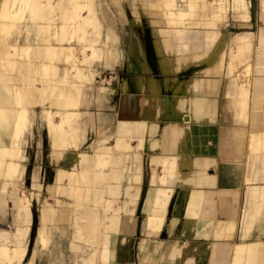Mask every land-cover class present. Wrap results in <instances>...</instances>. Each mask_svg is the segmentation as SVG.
Listing matches in <instances>:
<instances>
[{
  "label": "crops",
  "instance_id": "crops-1",
  "mask_svg": "<svg viewBox=\"0 0 264 264\" xmlns=\"http://www.w3.org/2000/svg\"><path fill=\"white\" fill-rule=\"evenodd\" d=\"M177 2L178 7L171 12L177 18L185 15L184 19H168L170 11L162 10L160 17L168 29L161 33L170 38L165 39L166 46L173 41L178 53L193 51L194 55L181 60L177 54V62L157 52L152 62L143 54L140 61L133 58L141 65L135 76L140 82L137 93L125 83L117 86V103L112 105V95L99 98L97 107L106 112L140 118L119 119L113 145H106L108 139L97 141L111 149L110 164L103 168V175L113 178L110 190H105L113 197L110 234L117 232L122 213L133 215L136 207L144 208L145 235L159 236L170 248L167 256L186 255L188 264H216L208 248L211 244L230 248L224 251V264H264V240L248 239L264 213V0L254 1V14L253 0H198L192 11L181 9V0ZM92 10L99 25L96 35L87 33L83 43L77 36L63 43L79 48L81 54L69 62L60 55L52 63L55 70L44 87L46 93L40 89L32 107L33 112L34 107L41 108L51 150L55 136L48 132V123L56 125V112L67 117L64 128L79 139L75 144L85 142L79 120L83 107L88 106L84 84L100 74L96 70L100 65L95 63H101L103 69L120 70L124 66L116 48L110 52L100 47L105 44L101 41L102 24L94 6ZM228 18L231 30L220 31ZM115 32L113 29V41L117 39ZM52 45L59 47L56 41ZM87 47H91L92 55L84 53ZM109 54L112 62L106 60ZM153 65L157 73L152 72ZM67 84L74 87L70 95ZM133 139L136 146L131 144ZM7 140L0 132V143ZM140 151L144 152L143 166ZM97 160L99 170L102 160ZM128 160L131 165H124ZM121 194L122 205L115 206ZM241 196L245 205L239 215L236 209ZM219 212L228 220L218 221ZM236 233L239 240L229 242ZM222 251L216 256H222Z\"/></svg>",
  "mask_w": 264,
  "mask_h": 264
},
{
  "label": "rangeland",
  "instance_id": "rangeland-1",
  "mask_svg": "<svg viewBox=\"0 0 264 264\" xmlns=\"http://www.w3.org/2000/svg\"><path fill=\"white\" fill-rule=\"evenodd\" d=\"M35 1L38 6L30 7L33 12L28 11V8L24 9L23 12L21 11V20L0 22V26L2 23V26H4L2 27L4 30L0 28V78L2 77L0 79V106L3 104L2 108H5L7 112L9 111V115L12 113L11 118L13 119L15 108L20 107L18 104L21 102L22 107H25L24 110L27 111L25 112V116L28 117L26 124L29 125L23 129L22 134L19 131L17 138L14 140L15 145H11V134L14 125L10 120L7 123H0V132L8 138L7 142L0 143V170L6 167L19 168L22 164L25 168L24 174L20 177L21 181L18 189L13 183H9L5 186V190L0 192V232L10 234L15 231L20 223L17 198L19 195L28 196L30 190L33 193V199L30 200L29 221L31 224L26 237L28 239V252H26L21 264H26L29 261L32 264H104V262H101L103 250L108 252V259L105 264H188V256L186 255L183 257L174 255L173 258L167 256L170 248L162 244L163 242L159 239V236L147 237L145 235L143 229L144 208L136 207L133 215L122 213L117 232L112 231L110 234L113 197L110 191L106 192L105 190H110L109 187L113 178L111 175L104 176L103 168L110 164L111 149L97 144L100 139H108L106 145L114 144L115 130L119 119H140L135 115L122 114L119 116L117 113L113 115L110 111L103 110V107H97L100 97L106 98L112 95V105L117 103V97L120 93L117 88L118 85L126 83L129 88L134 90L133 92L137 93L136 90L140 82L135 76L140 73L141 65L135 64L133 58L140 61V56L143 54L152 62L157 52L158 55L161 53L160 55L177 62V54L180 55L181 60L184 56L187 59L194 55L193 51L178 53L173 41L166 46L165 39L170 38L168 35L161 33L163 28L168 29L162 23L164 19L160 17L161 11H171L172 8H177L178 0H172V2L170 0H168L169 2L167 0H80L86 5L82 10V14L88 16L92 13L94 6V10L102 24L101 41L105 42V47L103 43L100 47L104 48L105 51L110 50V52L116 48L122 57L124 66L120 70L112 67L103 69V67L100 68L101 63H95L100 65L96 68L100 74L92 82L84 84V97L88 106L83 107L85 111L79 120V124L84 126L85 142L76 145L75 142L79 139L74 132L72 133L71 129H66L67 132L65 133L63 132L64 129L62 131L58 128L49 129L48 132L51 133L52 137L55 134L57 136L63 134L61 138H58L57 143L53 144L55 153L51 150L45 122L40 116L41 108L34 107L35 113L32 109L36 105L35 100L39 98L37 94L40 93L37 91L28 93L27 90L30 85V87L35 86L36 88L47 87V80L55 70L52 63L58 61L59 56L62 55V52H59V55L52 53V57L51 52L47 50V46L56 41L54 32L56 36L59 26L62 24L61 19L64 18L71 6L68 0ZM186 1L181 0L180 8H189L192 11L195 8L194 4L193 6H185ZM254 1L251 9L252 14L256 11ZM11 2V0H8L5 7L2 10L0 9V13L6 9L7 11L4 12H10L12 10L10 5L14 1ZM167 3L172 8L165 6ZM197 3L198 1H196ZM29 12L30 14L32 12L34 17ZM182 16L184 15H179L178 18L184 19ZM168 19L175 20L177 17L172 15L168 16ZM231 19L235 20L230 16ZM228 20L229 18L225 25H221L220 31L231 30L232 25ZM234 28L236 27L234 26ZM70 29L72 30L68 32L67 38L71 34L74 37L77 35L82 36L85 33L78 31L76 33L73 27ZM113 29L116 31V41L112 39ZM90 30L89 33L96 35L95 28ZM232 32H237V30L233 29ZM23 49L27 51L24 52ZM198 53L200 52L198 51L197 55ZM40 54H44L42 58L39 57ZM29 55L32 58L29 59ZM112 59L113 56L109 54L106 60L112 62ZM58 67L61 69V64ZM65 67L67 68V66ZM47 68L49 71H47ZM73 71L76 72L74 69ZM152 72L157 73L155 66ZM25 78H28L29 81H23ZM41 79H46V82H41ZM16 87L19 88L18 92ZM16 92L19 93V96ZM114 92H116L115 95H113ZM58 115L57 118L61 117ZM98 120L99 122H97ZM19 140L20 147L16 146ZM67 142H70L71 145ZM131 144L136 146L137 140L133 139ZM2 145L10 151L9 156H4L1 153ZM140 152V160L143 166V164L145 165L144 152ZM18 154L22 156V159L17 158ZM103 154H105L104 157ZM98 157L102 160L99 170ZM125 162L124 165H131V160ZM19 169L21 170L22 167ZM124 184L125 181L122 185ZM143 195L142 192L141 199ZM121 197L122 194L115 206L122 205L123 199ZM243 200L245 198L241 196L240 206L239 208L236 207L239 215L245 205ZM42 208L49 210V217L43 223L40 221ZM220 214L216 217L218 221L225 222L228 220L226 216ZM238 219L239 216L236 217L237 225ZM41 227L44 229L45 240L43 243L39 242L37 236V234L39 235L37 231ZM238 238L239 236L236 233L232 238L233 240L229 242H236L239 240ZM248 239L249 241L254 239L264 240L263 212L254 224ZM174 244L177 248L178 243H172V245ZM208 248L212 250V261L216 264H224V251L230 250V248L228 246L214 248L211 244L208 245ZM221 251L222 256H216ZM0 264L5 263L0 261Z\"/></svg>",
  "mask_w": 264,
  "mask_h": 264
},
{
  "label": "bare ground",
  "instance_id": "bare-ground-1",
  "mask_svg": "<svg viewBox=\"0 0 264 264\" xmlns=\"http://www.w3.org/2000/svg\"><path fill=\"white\" fill-rule=\"evenodd\" d=\"M12 4L10 5V7L12 6V10H10V12L6 13L4 11H7L4 10L3 12L0 13V22H3V21H6V22H9V21H14L16 19H20L22 18V14H21V11L23 12L24 9L26 10V8H28L27 10L30 11V7L31 8H34L37 7L38 5L36 4L37 2L35 0H11ZM94 1V0H93ZM168 1V0H167ZM166 1V2H167ZM172 2V0H170ZM196 1L198 0H187L186 1V4L185 6H194L196 5ZM68 2H70V6L71 8L66 12V14L64 15V18H62V24L61 26H59V29H58V32L56 33V36H55V32H54V37L56 38V41L58 42V45L59 47L56 48L54 47V45H48L47 46V50L50 51L49 53L50 54H58L57 52H62V55L66 57V60L68 61H71L73 60L74 57H78L80 54H81V51L79 48H73L72 46H62L64 42L66 41H71L72 39H74V37H72V34L71 36H69L67 38V34L68 32H71L70 28L73 27V30L77 33L78 32H82L84 33V35L80 36V35H77V40L79 43H83V42H86L85 40V35L86 32H91L90 29H96L99 25H98V21H97V18H96V15H95V12L92 10V13L89 14L88 16L87 15H83L82 14V10L86 7V5L80 1V0H68ZM169 2V1H168ZM8 3V0H0V9L2 10L4 7H5V4ZM171 4V3H170ZM41 5V3H40ZM40 5H39V8H40ZM165 6L167 7H171V5H169V3L165 4ZM173 6V5H172ZM183 6V5H182ZM7 7V5H6ZM178 7V6H177ZM181 7V6H180ZM234 7V6H233ZM172 8V7H171ZM232 8V7H231ZM173 9V8H172ZM186 9H189V8H186ZM33 10V9H32ZM31 10V11H32ZM190 10V9H189ZM33 12V11H32ZM29 12V14L31 16L34 17V15H32L33 13ZM40 12V11H39ZM197 12V11H196ZM235 13V12H234ZM169 17L172 16V12L170 11L169 13ZM192 14V13H191ZM248 14V13H247ZM183 15V14H182ZM30 16V17H31ZM37 16H38V13H37ZM168 16V15H167ZM236 16V15H235ZM179 17V16H178ZM181 17V16H180ZM183 17V16H182ZM185 17V15H184ZM208 17V16H207ZM26 18V17H25ZM32 18V17H31ZM36 19V17H35ZM178 19V18H177ZM180 19V18H179ZM209 19V18H208ZM3 24V23H2ZM0 26L1 30L4 28V26ZM185 29V28H184ZM217 30V29H215ZM47 31V30H46ZM73 32V31H72ZM88 32V33H89ZM250 35V34H249ZM72 37V38H71ZM220 37V36H219ZM254 37V36H253ZM170 41V40H169ZM260 41V40H258ZM168 42V41H167ZM263 43V42H262ZM253 49V48H252ZM24 52L27 51L25 49H23ZM225 52V51H224ZM84 53L85 54H88V55H92V50H91V47H87L86 49H84ZM53 54H52V57H53ZM61 54V53H60ZM112 54V53H111ZM44 54H40L39 57L42 58ZM99 55V54H98ZM97 56V55H96ZM100 56V55H99ZM203 56V54H202ZM29 59L32 58L30 57V55L28 56ZM254 57V56H253ZM46 58V57H45ZM100 58V57H99ZM237 58V57H236ZM239 58V57H238ZM98 59V58H97ZM68 61V62H69ZM249 63V62H248ZM247 63V64H248ZM251 63V62H250ZM37 64V63H36ZM246 64V65H247ZM251 65V64H250ZM51 66V65H50ZM249 66V65H248ZM247 66V67H248ZM71 69V68H70ZM72 69L76 70V74H78V71L76 69L75 66H72ZM92 70V69H91ZM47 71H49V69L47 68ZM51 71V70H50ZM251 71V70H249ZM56 72V71H55ZM247 72V71H245ZM250 73V72H249ZM54 74V73H53ZM74 74V73H73ZM246 74V73H245ZM2 78V77H1ZM0 78V79H1ZM20 78H24V77H20ZM52 78V77H51ZM27 79V80H26ZM76 79V78H75ZM23 81H29L28 78H25ZM77 81V80H76ZM41 82L45 83L46 82V79H41ZM55 82V81H54ZM53 82V83H54ZM52 83V82H51ZM72 84V83H71ZM27 85V84H26ZM30 85V84H29ZM15 86V85H14ZM28 86V85H27ZM31 86V85H30ZM29 86V89L27 90L28 93L30 92H33V91H37L39 92V90L41 89V92H43V90L45 89L44 86H42V88H36L35 86L33 87H30ZM13 88V86H12ZM27 88V87H26ZM33 88V89H32ZM74 87L70 86V85H66L65 86V89L67 91V93H69L68 95L71 94L72 90H73ZM18 89L16 87V90L18 92ZM50 88H48L49 90ZM15 90V91H16ZM52 91V88L50 89ZM25 91V90H24ZM50 91V92H51ZM16 92V94H17ZM46 92H43L42 94L44 95ZM32 94V93H31ZM12 95V93H11ZM19 96V93L17 94ZM67 95V96H68ZM29 96V94H28ZM32 96V95H31ZM63 96V95H62ZM48 96H46V99H47ZM61 97V96H59ZM1 98V96H0ZM14 98V97H13ZM19 98V97H18ZM45 98V97H44ZM72 98V97H71ZM21 99V98H20ZM19 99V100H20ZM32 99V98H31ZM30 99V101H32ZM58 99V98H57ZM67 99H70L69 97H67ZM74 99V97H73ZM44 100V99H43ZM61 100V98H60ZM4 101V100H3ZM2 101V102H3ZM52 101V100H51ZM69 101V100H68ZM62 102V101H60ZM68 103V102H67ZM6 104V103H5ZM61 104V103H60ZM20 105L17 106L15 108V111H14V114H13V119L11 118V115L8 114L7 110H5V108H2L3 104L0 106V123H7L9 120L10 122L13 123L14 125V130L11 134V145L14 144V140L17 138L18 136V133L20 131V133L22 134L23 132V129L25 127H28L27 126V120H28V117L25 116V112H27L26 110H24V108L22 107V103L20 102ZM5 107V105H4ZM58 107V106H57ZM65 107V106H64ZM54 109V108H53ZM59 109V108H58ZM45 110V109H44ZM47 110V108H46ZM45 110V111H46ZM50 111V109H48ZM57 110V109H56ZM48 111V113H49ZM58 111V110H57ZM35 112V111H34ZM53 112V111H52ZM56 112V111H55ZM62 112V111H61ZM60 112V113H61ZM47 113V114H48ZM57 114L59 112H56ZM55 113V115H56ZM60 115V114H59ZM58 115V116H59ZM48 117V120L50 119L51 115L50 113L47 115ZM57 116V115H56ZM62 116V115H61ZM54 119V118H53ZM52 120V119H51ZM66 120H67V117L65 118H62V117H59L57 118V123H55L56 125H52L50 123H48V126H49V129H55V128H58V129H64V133L66 132V129L64 128V125L66 124ZM126 120V119H125ZM121 121V120H120ZM50 122V121H48ZM50 124V125H49ZM128 124V123H127ZM23 125V126H22ZM22 126V128H21ZM47 126V125H46ZM52 131V130H51ZM57 132V131H56ZM73 132V131H72ZM63 135V134H62ZM61 135V136H62ZM65 135V134H64ZM21 136V135H20ZM60 134L57 136V134H55V139H54V143H57L58 141V138L60 137ZM64 139V138H63ZM20 140H21V137H20ZM20 140L18 141V144L16 143V146L20 147ZM67 140V139H66ZM65 143V142H64ZM70 144V143H68ZM15 145V144H14ZM71 145V144H70ZM4 149V150H3ZM6 147L4 145L1 146V153L5 156V155H8L10 154V151L8 149H6ZM53 150V149H52ZM59 151V150H58ZM120 155V154H119ZM22 156H20V154L17 155V158H21ZM3 158V157H2ZM15 158V157H14ZM119 158V157H118ZM12 159V158H11ZM22 159V158H21ZM120 159V158H119ZM1 160V159H0ZM4 160V159H3ZM10 160V159H8ZM7 160V161H8ZM12 162V161H10ZM1 163V162H0ZM3 163V162H2ZM5 163V162H4ZM3 163V164H4ZM8 163V162H7ZM2 164V165H3ZM11 164V163H10ZM22 169L20 170L19 168ZM21 167L19 168H13V167H6L4 169H1L2 170V175L0 176V181H1V186L3 185V187L1 188L0 192L4 191L5 190V186H7L9 183H13L14 186L17 187L18 189V183L21 181L20 177L24 174V171H25V168L23 166V164L21 165ZM19 169V170H18ZM57 174V173H56ZM96 177V176H95ZM100 182V181H99ZM101 183V182H100ZM104 183V181H103ZM113 183V182H112ZM117 183V182H116ZM11 185V184H10ZM8 188V187H7ZM10 189V188H9ZM13 189V188H12ZM29 190V189H28ZM17 191V190H16ZM29 195L28 196H20L17 198L18 201H17V204L19 202V219H20V223L18 224V226L16 227L15 231H13L12 233H7V232H0V261H2L3 263L5 264H21V262L24 260L25 256H26V252L27 251V241L28 239L26 238L28 235V230H29V227H30V221H29V217H30V204H31V198L33 196V193L30 192L29 190ZM18 194V193H16ZM22 194V193H21ZM32 194V195H31ZM18 196V195H17ZM33 199V198H32ZM17 207V206H16ZM84 207V206H83ZM102 207V206H101ZM104 207V206H103ZM106 208V207H105ZM48 212L49 210L46 209V208H42L41 209V212H40V221L43 223L46 221V218L49 217L48 215ZM53 213V212H52ZM51 213V214H52ZM84 219V218H83ZM82 220V219H81ZM84 221V220H83ZM87 222V221H86ZM89 223V222H88ZM106 225V224H105ZM39 232V235L37 234L38 236V240L40 243H43L44 240H45V237L43 235V232H44V229L43 227H41L39 229V231H37V233ZM106 232V231H105ZM102 236V235H101ZM107 238V237H106ZM107 240V239H106ZM37 242V241H36ZM38 242V243H39ZM106 242V241H105ZM46 244V243H45ZM43 245V244H42ZM41 245V246H42ZM98 246V245H97ZM99 247V246H98ZM102 247V246H101ZM101 255V253H100ZM28 258V257H27ZM108 259V252H106L105 250H103V254H102V257H101V262L105 264L106 260ZM25 263V262H24ZM26 264H32L31 261H29L28 263Z\"/></svg>",
  "mask_w": 264,
  "mask_h": 264
}]
</instances>
